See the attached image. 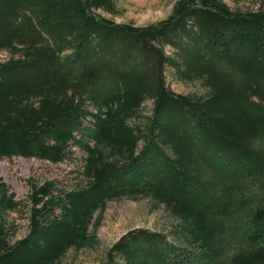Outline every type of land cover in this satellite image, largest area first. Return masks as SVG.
I'll list each match as a JSON object with an SVG mask.
<instances>
[{
	"label": "trees",
	"instance_id": "trees-1",
	"mask_svg": "<svg viewBox=\"0 0 264 264\" xmlns=\"http://www.w3.org/2000/svg\"><path fill=\"white\" fill-rule=\"evenodd\" d=\"M232 1L175 0L137 26L100 13L117 0H0V157L86 154L70 189L31 182L18 199L0 180V264H58L98 242L109 201L145 196L183 242L134 229L104 264H264V0ZM167 66L209 95L173 91ZM20 210L29 232L14 239Z\"/></svg>",
	"mask_w": 264,
	"mask_h": 264
},
{
	"label": "rangeland",
	"instance_id": "rangeland-1",
	"mask_svg": "<svg viewBox=\"0 0 264 264\" xmlns=\"http://www.w3.org/2000/svg\"><path fill=\"white\" fill-rule=\"evenodd\" d=\"M233 7L244 6V2L237 5L227 0ZM175 0H117V13L100 11L103 15L118 23H132L137 26L149 25L166 19L173 10ZM165 52L174 56L170 46H165ZM10 53L0 50V61L7 60ZM167 85L176 93L193 97L206 98L209 87L202 79L185 80L172 67H165ZM154 101L147 99L140 108V116L133 120L140 121L153 112ZM86 154L80 148H74L72 157L61 163H53L36 157L13 156L0 157V180L6 182L16 193L18 199H26L31 189V182L41 184L46 180H56L61 188H73L82 178V170ZM101 216V223L97 229L98 242L92 247L80 250L70 249L58 264H104L108 261V251L127 232L134 229H148L166 233L170 239L183 242L177 236V229L181 222L172 215L165 204L159 203L150 196L135 198H120L107 203L105 210L94 214V219ZM29 212L20 210L9 216L16 227L14 239H20L29 232ZM121 264L123 261H119Z\"/></svg>",
	"mask_w": 264,
	"mask_h": 264
}]
</instances>
